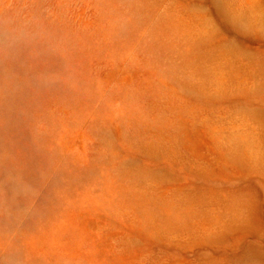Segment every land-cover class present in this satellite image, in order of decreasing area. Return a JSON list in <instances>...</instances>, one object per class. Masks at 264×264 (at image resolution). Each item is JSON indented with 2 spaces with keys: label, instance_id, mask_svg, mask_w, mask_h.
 Wrapping results in <instances>:
<instances>
[{
  "label": "rangeland",
  "instance_id": "1",
  "mask_svg": "<svg viewBox=\"0 0 264 264\" xmlns=\"http://www.w3.org/2000/svg\"><path fill=\"white\" fill-rule=\"evenodd\" d=\"M0 264H264V0H0Z\"/></svg>",
  "mask_w": 264,
  "mask_h": 264
}]
</instances>
